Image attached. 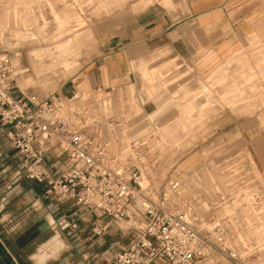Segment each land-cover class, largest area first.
I'll return each instance as SVG.
<instances>
[{
	"label": "clouds",
	"instance_id": "9594fccd",
	"mask_svg": "<svg viewBox=\"0 0 264 264\" xmlns=\"http://www.w3.org/2000/svg\"><path fill=\"white\" fill-rule=\"evenodd\" d=\"M0 180L22 264H264V0H0Z\"/></svg>",
	"mask_w": 264,
	"mask_h": 264
},
{
	"label": "rangeland",
	"instance_id": "374dc122",
	"mask_svg": "<svg viewBox=\"0 0 264 264\" xmlns=\"http://www.w3.org/2000/svg\"><path fill=\"white\" fill-rule=\"evenodd\" d=\"M4 183L0 180V193L4 191ZM11 205L16 213L24 212L29 215L30 220L22 227L16 228L18 222L2 221L0 214V264H22L23 250L37 226V223L35 225L32 220L39 218L37 213L29 211L19 196H14Z\"/></svg>",
	"mask_w": 264,
	"mask_h": 264
},
{
	"label": "crops",
	"instance_id": "0c3cea01",
	"mask_svg": "<svg viewBox=\"0 0 264 264\" xmlns=\"http://www.w3.org/2000/svg\"><path fill=\"white\" fill-rule=\"evenodd\" d=\"M23 183L26 187L33 186L37 188L39 191H43V185L37 182L33 183L31 181L25 180ZM14 196L15 194H10V192L7 190H4L2 193H0V205H3V208L0 209V214L2 221H9L10 223L18 222V224L16 225V228H18V227H22L23 224L28 222L30 220V217L29 215H26V213L24 212L16 213V211H14L13 206L11 205V201L13 200ZM39 219L40 218L32 221L36 225Z\"/></svg>",
	"mask_w": 264,
	"mask_h": 264
},
{
	"label": "water",
	"instance_id": "95a60500",
	"mask_svg": "<svg viewBox=\"0 0 264 264\" xmlns=\"http://www.w3.org/2000/svg\"><path fill=\"white\" fill-rule=\"evenodd\" d=\"M44 226H46L45 222L43 220L39 219V221L37 222L36 229L44 227Z\"/></svg>",
	"mask_w": 264,
	"mask_h": 264
}]
</instances>
